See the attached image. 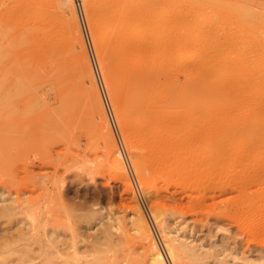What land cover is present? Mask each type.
<instances>
[{
  "label": "rangeland",
  "instance_id": "obj_1",
  "mask_svg": "<svg viewBox=\"0 0 264 264\" xmlns=\"http://www.w3.org/2000/svg\"><path fill=\"white\" fill-rule=\"evenodd\" d=\"M52 1L0 0V44L2 43V46L0 45V264L26 263L21 258L22 249H27L34 256L30 263L26 264H42L48 251H52L50 255L55 260L53 264H64L63 260L71 257L70 254L74 252L72 250L75 247V250L80 252L77 251L78 255L81 254L83 257L82 264H86V260L93 256V244L96 242V237H100L99 233L104 225H112L111 230L116 238L124 236L127 230L132 233L129 229L130 216L135 211L134 197L139 201L143 215L150 225L154 238L163 249L168 264L173 263L163 244L157 221L152 215L154 210L162 214L166 226L178 237V240L187 239L197 247L199 259L184 258L187 264H264V134L248 138L231 132V127L242 126L243 122H247L248 114L254 111V108L233 107L228 115L222 116L215 109L200 107L193 119L183 118L165 124L162 122L160 125L157 124L158 126L150 124V128L158 127L156 130L165 127L161 130H165L168 139L164 137L156 141L157 144L153 140H144L139 136V131L132 132V125H126V130L131 136L130 142L141 146L140 148L144 145L141 153L145 155L143 160L148 163L142 161L141 166L147 173L154 175L151 174L152 183L151 188L148 189L138 176L136 171L138 167L134 164L133 156L124 140L126 132L117 118L121 99L116 101L113 98L105 78V70L100 65V52L93 40L90 10L84 3L81 6L80 0H75L76 4L73 6L75 16L81 28H79L80 35L101 98L103 118L108 121L112 137L122 155L125 168L123 171H115L109 163H106L103 139L101 141L98 133L96 134L97 131L87 120L83 108L80 107L79 110L69 108V110L64 106L66 94L62 96L64 93L62 90L65 91L68 83L65 84L63 78L64 83L59 80L61 66H55L56 59L55 62L52 61L54 65H50L48 61L52 56H46L44 44L48 34L58 33L57 19L62 17L63 20L66 18L69 20L71 15L63 6L60 7L62 10L60 8L55 10ZM55 11H60L59 14H62L59 16ZM65 12L69 15L67 13L65 15ZM80 12L84 17L85 28L81 23ZM201 14L207 17L211 13L203 10ZM225 18L231 20L229 16ZM225 18L223 20H226ZM227 22L225 23L228 24ZM234 22L231 25H235L236 28L233 25L231 28L230 23L229 27L239 30L237 28L240 26ZM225 23L223 30L231 31L227 32L231 35L234 30L228 29ZM21 28L25 29L23 30L25 33ZM192 28L194 34L189 29L184 30V33L187 32L184 35L187 36V40L197 41V36L194 35L198 34L196 30H199V27L192 26ZM259 28L255 31L248 29L250 33L246 28L247 31L244 32V28L240 29L242 35L244 34L243 44L246 43V39L253 43L252 45L250 42L251 46H249L247 41L248 45H245L248 46L247 49L242 44L246 49L245 54L239 52L242 46H237L238 48L228 46L229 41L224 47L225 56L222 58L229 59L230 63L238 66L239 62H243V58H240L243 56L239 54H244L247 56L244 57L247 62L255 57L257 59L255 66L259 69L264 67V32ZM65 31L69 32L71 29L67 28ZM257 31L263 33L259 35ZM237 33L240 35H233H239L237 37L240 42L243 36L241 32ZM245 34H248V37ZM216 38L208 35L203 38L202 43L205 44L206 49L216 52L214 50L218 44ZM234 38L236 37L228 40ZM9 42L15 45H10ZM77 47L76 50L79 51L80 46ZM210 50L209 54H212ZM191 51H195V46H188L185 53ZM205 51L207 50L201 51L200 54ZM1 52L6 53L1 54ZM175 53L174 50L172 58ZM236 53H239L238 56ZM43 57L47 58V61ZM195 60L197 59L190 56L188 61H177V65L181 68L179 72L184 71V64L189 65ZM247 62L243 64H246L245 66L249 67L246 70H249L254 65L251 66L250 62L247 65ZM41 67L46 70L44 78L49 73L47 76L52 81L47 77L46 80L48 79L49 82H45V79L43 81L42 77L35 75L42 72ZM223 67L216 64L209 67V71L223 79ZM32 68L37 73H32ZM29 70L31 74H27ZM62 73L65 75L64 72ZM180 73H178L179 79L183 80V73ZM68 79L71 81L70 78ZM71 84L72 82L68 85ZM85 84L90 85L88 79L85 80ZM66 93H68L66 96H69L71 91ZM59 97L63 100L62 106L71 113V116L67 114L65 119L62 115L66 111L61 108V103H58L61 101ZM29 98L31 101L35 99L33 102L35 101L36 104L31 105L33 102ZM46 103L52 106L51 109ZM38 104L41 108L37 107ZM34 108L40 109L34 111ZM59 108L63 109L64 113ZM48 112L54 117H49ZM56 114H60L59 117H56ZM71 117H75V120ZM47 118H51V121L49 122ZM101 118L98 113L94 116L97 121ZM258 118V124L264 126V105L259 108ZM63 119V123L58 122L59 125L56 123V120ZM83 121L91 125L87 124V126ZM40 124H43L44 128ZM148 126L149 124H146L145 127ZM55 127L59 128V133ZM159 142L167 144H164L162 149ZM145 143L150 149L148 152ZM158 145L161 146L160 151L157 149ZM152 146L156 147L151 150ZM170 150L174 152L171 153ZM181 163L184 165L182 166ZM89 168H96V171L90 172ZM125 177L131 182L129 190L124 185ZM11 206L14 209H11ZM6 207L10 209L3 211ZM7 212H11L12 215L6 214ZM117 225H121V228L117 229ZM20 232L25 233L24 240L19 238ZM33 235L36 240L33 239L34 242L28 243V237ZM132 247H137L134 249L136 251L141 250L136 243Z\"/></svg>",
  "mask_w": 264,
  "mask_h": 264
},
{
  "label": "bare ground",
  "instance_id": "obj_2",
  "mask_svg": "<svg viewBox=\"0 0 264 264\" xmlns=\"http://www.w3.org/2000/svg\"><path fill=\"white\" fill-rule=\"evenodd\" d=\"M52 2V5L54 6L53 8H56L55 10L63 6L67 8V11L71 15L69 20H67V18L66 20H63L62 17H59L57 19L58 22L56 23V28L58 33L48 34V39L44 44V51L46 52V56H52L50 58L51 60L48 61L51 64H48L52 66L54 65L52 61L55 62L57 60L59 63L56 61L57 64L55 63V66H61V70L59 69V71H61L60 77H58L59 80L61 79L60 81L62 82L64 79L65 84H70V82H72V86L70 85L71 87L68 84L67 88L65 87L66 89H68L67 91L66 89L65 91L62 90V92H64L62 93V96L64 94L67 95L68 93L66 92H68L69 90L71 91V93H69V96L64 95V101L61 100V98L59 97V100L61 101H58V103H61V108L63 107L62 101L65 102L64 106H66L68 109L72 108V110H74L75 108V110H79L80 107L83 108L87 120L92 124V126L94 125L96 129L95 131H97L96 134L98 133L97 135L100 136L101 141L103 139L102 142H104L103 144L105 149V152L103 154L106 155V163H109V165L114 168L115 171L117 170L121 172L123 171V169H125L122 161V155L117 149L115 140L112 137L108 121L105 117L103 118V106L101 98L98 92V88L96 86V82L94 80L88 56L86 54L87 52L84 48L83 40L80 35L81 28L80 26H78V21L75 16V10L73 6L74 4H76V1L53 0ZM80 2L81 6L84 3L86 8L90 10L89 17L92 25L93 40L95 47L100 52V65L105 70V78L109 84V89L112 93L113 98L116 101L118 99H121L119 103L117 118L120 125L124 128V131L126 132L124 140L128 144L129 151L133 156L132 158L134 164L136 165V167H138L136 168L138 176L140 177L143 185L148 187V189L151 188V177L154 175L152 173H147L146 169L142 168L141 166L142 161L146 162V160H143V157L145 155L143 154V156L141 153V151L144 149V145L143 148H140L141 146L139 147V145L130 142L131 136L130 132L126 130V125H132L134 127H132V132H134L133 130L139 131L140 133H138L137 131H135V133H138L139 136H141L144 140H153L156 143V141H159L160 139L162 140L164 137L167 138V136L164 132L165 130H161L164 126L156 130L158 127L150 128L151 125L156 126L157 124L160 125V123L162 122L165 124V122L167 123L183 118L193 119L195 113H197V109L200 107L215 109L216 112L221 114L222 116L228 115L230 109L233 107H251L254 108V111H251V113L248 114L249 116L248 120H246L247 122H243L244 124L242 126L231 127V132L233 134L237 133L248 138L264 134V126H260L257 122L259 119V108L264 105V70L262 69L264 67L259 69L257 66H255L257 65L255 64L257 62V59L254 57V59L250 58L249 62L250 64H252L251 66L254 65L255 67L253 66L251 67V69L246 70V68L249 67H246V64H243V62L246 63L248 61L247 59H244V57L247 58V56H244V52L248 48V46L245 45L247 44V41L249 44L251 41L246 39V43L243 44V42H245L243 41L244 34L242 35V31L240 30L241 28H244V32L246 28L247 30L251 29L255 31L258 30L257 28H259V26H261L259 29L260 31L262 30L264 32V0H80ZM98 4H101V6H99ZM203 10L209 11V13L211 14L207 15V17L204 15V17L203 14H201ZM57 12L56 14L58 15L59 12ZM66 13L67 12H65V15ZM69 13L67 14L69 15ZM227 16H229L231 20L233 19V22L235 21L240 26V28H237L239 30H234L236 26L233 24L232 25L235 26V28L231 29L233 28L231 25V23L233 22H231L230 19L225 18ZM224 18L226 20H223ZM226 21H228V24L225 23ZM224 23L225 25H227L228 29L234 30V32L232 31L231 35L227 33L231 31L228 30L225 32V30H223ZM229 23L231 28L229 27ZM192 26H197V28L199 27V30H196L198 34L194 35L195 37L197 36V41L187 40V36L185 37L184 35L187 34V32L184 33V30L190 29L192 31ZM67 28H70L71 31H65ZM23 30L25 31V29ZM249 30L248 33H250ZM236 31L241 32V36H243V39L241 37L240 42L238 41L239 37H237L240 35V33H237ZM260 31H257L258 34L261 33ZM23 32L22 34L25 33ZM194 33L192 31V34ZM233 34L239 35L236 36ZM208 35L215 36L217 37L216 39H218L217 48H212L216 50V52H212V50H210L209 48L206 49L205 44L202 43L203 38ZM245 35H247L248 37V34ZM253 35L255 37V34ZM232 37L236 38L228 40ZM261 37H259L260 40ZM28 40L30 41V39ZM11 43L9 42L10 45H15L13 44V42ZM227 43L228 46L230 45L234 48L237 46L240 47L243 44L246 48L244 49V47L242 46L243 52L240 48L241 51L239 52L244 53L243 55L236 53L237 56L238 54L240 56H243H239L240 58H243V62H239L238 66L233 63H230L229 59L222 58V56H225L224 47L227 46ZM25 44L26 43H24V45ZM16 45L18 44L16 43ZM77 46H80L79 51L76 50V48H78ZM188 46H195V51H191L190 53L186 54L185 52ZM249 46H251V44ZM174 50L176 51V53L172 58V52ZM204 50L207 51L200 54V52ZM209 50L212 52V54H209ZM214 52L215 54H213ZM5 53L6 52H1V54ZM190 56L196 58L197 60L192 63H189V65L184 64L185 69L184 71L182 70L183 72L180 73L179 71H181V68L177 65V61H188V58H190ZM24 57H26V55ZM27 57L29 58L30 56ZM43 58L45 59V57ZM23 59L26 60L27 58ZM46 59L45 61H47ZM249 62H247V65ZM24 63L26 64V61ZM216 64L224 66L222 74L223 79L217 77L216 74L211 73L209 71V67H212ZM261 66L263 65L261 64ZM31 70H33V68ZM31 70H29L27 74H31V72H34V70ZM40 70H42V72L37 73L35 71L37 73L35 75H38L37 77L39 78L42 77V80L45 79V82H49L50 78L47 76L49 75V73L47 72L48 74L45 75L46 78H49V80H46V78H44V74L46 73L45 68L43 70V68L41 67ZM59 71L57 72L58 74ZM62 72H64L65 75H63ZM178 73H183V80L179 79ZM50 76L52 75L50 74ZM62 76H64L65 78H70L71 81L67 78L68 81H70L68 82L67 79ZM86 79L89 80V86H86L85 84ZM50 81H52V79ZM57 82L60 83L59 81ZM33 100L31 101L30 99L31 102H33ZM34 104H36L35 101L31 105ZM43 106L44 105H42V107ZM37 107H40V104H38ZM51 107L52 106H50L49 109H51ZM66 107H63L65 111L67 110ZM61 108H59V110H61L62 112L63 109ZM39 109L36 110L38 111ZM36 110L34 108V111ZM64 110L62 113H64ZM96 113L100 114V116L102 117L100 121L94 119ZM45 114H47V112ZM49 114V117H54L51 115L52 113L48 112V115ZM67 114L71 116V113L66 111V113L62 115L63 117L65 116L64 119L68 116ZM58 115L56 114V117ZM73 118L75 120V117H71V119ZM47 119L49 122L51 121V118ZM55 119L56 118H54V121ZM64 119L61 121L56 120V123H63ZM89 122L85 123L83 121L85 125H91ZM49 124L51 125V123ZM64 124L66 123L64 122ZM146 124H149V126L145 127ZM41 125L44 128L43 124H40V126ZM65 126L62 127L64 128ZM51 128L53 129V127ZM69 129H71V127ZM95 137L92 138L94 139ZM17 139L16 142L18 141ZM143 139L142 141L144 142ZM90 141L92 140L90 139ZM161 142L159 143L161 144ZM18 143L19 142H17V144ZM167 143L165 142L164 144L166 145ZM164 144H161L162 147L158 145L159 147L157 149L159 151L160 147L163 149ZM170 144L172 145V143ZM171 145H169V147ZM145 146H147V148H145L148 152L150 149L148 148L147 143H145ZM153 147L156 146H152L151 150H153ZM164 147L166 148V146ZM165 148L164 151L167 149ZM175 149L176 148L174 147V150ZM164 151H162V153H165ZM166 152L167 156H169L168 151ZM192 155L193 151L190 152L191 157ZM163 158L165 159V157ZM147 163L148 162H146V164ZM89 169L90 172L96 171V168ZM124 185L128 190L131 188V182L127 178L124 182ZM134 201L135 211L130 216L131 227L129 229L130 231H132V233L127 230L124 236H118L117 239L113 236L111 230L112 225H104L101 232L99 233L100 237L98 238L97 236V239H95L96 242L93 241V243L95 242L93 244L94 249L91 245V249H93V256L92 258L86 260V264L169 263L167 262L168 260L166 259L167 257L165 256L163 249L159 246L158 242L152 234L150 225L148 224V221L143 215L144 212H142V207L139 201L135 197ZM3 209V211H6L10 208L6 207ZM11 209L14 208L11 206ZM10 213L7 212L6 214ZM92 213L94 212L92 211ZM153 213L152 215H154V219L157 221V224L160 228L163 244L172 263L187 264L184 261V258L187 257L189 259L191 258V260L194 258L195 260L199 259L197 258V256H199V254L197 253V247L194 246L191 241H187V239L178 240V237L173 235L171 230L166 226L165 220L161 216L162 214L160 215L157 210H154ZM3 214L5 215V213ZM10 215H12V213ZM120 226L121 225H117L116 228H121ZM18 236L20 239L23 238L22 240H24L25 233L20 232ZM33 236L28 237V243L29 241H33V239L34 241L36 240V237ZM135 243L139 247V250L141 248L140 252L134 250L137 247H132ZM74 246L75 245H73L72 247ZM75 249L76 247L72 250V252H74L70 254L71 259L66 258L63 260L64 264H82L83 257L81 254L78 255V250ZM21 251L22 260H25L26 263H30L34 256L30 252H28L27 249H22ZM50 254H52V251H48L46 256H44L42 264H53L55 262V260L51 257L52 255ZM26 263L21 262V264Z\"/></svg>",
  "mask_w": 264,
  "mask_h": 264
},
{
  "label": "built area",
  "instance_id": "obj_3",
  "mask_svg": "<svg viewBox=\"0 0 264 264\" xmlns=\"http://www.w3.org/2000/svg\"><path fill=\"white\" fill-rule=\"evenodd\" d=\"M79 3V2H78ZM79 5V4H78ZM80 17H81V23L85 28V21H84V17L82 16V13L80 12Z\"/></svg>",
  "mask_w": 264,
  "mask_h": 264
}]
</instances>
